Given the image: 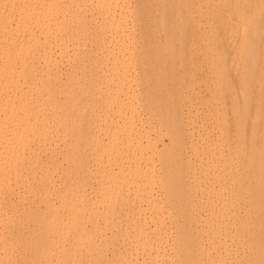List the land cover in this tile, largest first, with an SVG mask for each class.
Segmentation results:
<instances>
[{
	"label": "bare ground",
	"instance_id": "1",
	"mask_svg": "<svg viewBox=\"0 0 264 264\" xmlns=\"http://www.w3.org/2000/svg\"><path fill=\"white\" fill-rule=\"evenodd\" d=\"M144 1L132 27L145 24L147 43L135 53L129 0H0L60 6L0 7V160L20 161L0 166V241L15 242L7 253L0 243L5 264L261 259L264 23L257 7L237 32L230 6L260 0ZM209 50L222 54V80ZM174 52L187 65L179 93ZM72 57L63 83L59 64Z\"/></svg>",
	"mask_w": 264,
	"mask_h": 264
},
{
	"label": "snow or ice",
	"instance_id": "2",
	"mask_svg": "<svg viewBox=\"0 0 264 264\" xmlns=\"http://www.w3.org/2000/svg\"><path fill=\"white\" fill-rule=\"evenodd\" d=\"M231 7H234L238 10L237 16L233 17V22L238 26L237 27V32L239 31V26H243L245 29V34H247L248 27L254 23L255 21V9L258 7L259 8V15L262 23H264V0H260L259 5H255L253 3H246V4H240L237 3L235 5H230ZM0 7H3L5 10H7L9 7L16 9H24V8H30V7H60L59 5H50V6H43V5H28V4H3L0 5ZM12 24L15 23V19L11 16H8L4 20V25L5 29L7 30L10 27V23ZM247 39H245L242 42L241 45V54L246 50L247 48ZM216 63L217 67V72L220 77V79H223L224 75V68H223V57L222 54H219L218 52H212L209 50L208 53ZM7 67L5 69V72L7 74ZM247 78H246V70H245V75L241 79V87L247 86ZM5 90L8 89L7 83L4 84ZM29 102H25L24 104H21L19 106L20 110L23 111L26 107V105ZM13 112L17 110V106L13 105L12 106ZM7 113V109H5V114ZM260 122L262 125H264V96H262L261 100V109H260ZM6 127L10 128V125H6ZM262 152H264V145H262ZM0 166H3L5 168L10 169L11 167L15 166L19 168L20 166V161L17 160L15 162L9 160L8 158H4L0 160ZM0 191H3L0 189ZM7 194L5 193V196ZM8 220L7 218H0V223H7ZM3 245V251L7 253L9 250L15 251V242L10 240L9 238H5L3 241H0ZM57 245L59 246H66L67 241L64 240L62 237L59 238L56 241ZM90 243V241L88 242ZM211 256V254H210ZM0 264H5L4 261H0ZM7 264H55V262H49L45 260H8ZM62 264H134V262L130 261H125V260H75V259H68L62 262ZM145 264H148L146 261ZM179 264H264V238H262L261 242V259L259 261L253 260V259H247V260H232V259H214V258H209L207 260H198V261H181Z\"/></svg>",
	"mask_w": 264,
	"mask_h": 264
},
{
	"label": "rangeland",
	"instance_id": "3",
	"mask_svg": "<svg viewBox=\"0 0 264 264\" xmlns=\"http://www.w3.org/2000/svg\"><path fill=\"white\" fill-rule=\"evenodd\" d=\"M128 3H129L128 7H129V9H130V11H131L132 14L129 13L127 15V26H128L127 29L129 27L132 29V34H133L132 40L134 41V45H135L133 51L135 53H137L138 50L141 49V48H139L140 45L142 46V48H144L146 46L147 38L145 37V24L144 23H134V25L132 27V24H133V22H132L133 21L132 15H133V13L136 10H139L140 9V7H141L142 4H146L147 6H149V5L147 3H145L144 0H129ZM150 3L152 4V8H153L155 2L154 1H151ZM179 23L180 22H177V23L173 24L172 27L170 25H168L166 27V35H167V37L172 42L174 41L173 31L176 30V28L178 27V24ZM236 27H238V26H236ZM238 35H239V33H236L233 36L235 39L232 40L231 43L229 44L231 50H233V49L235 50L236 44L239 42V40L236 39ZM89 48L92 49V47H90V43H88V46H87V49L88 50H90ZM81 49H83V48H81ZM175 56H176V53L174 52L172 55H170V57L168 59V64H169L170 68L172 69V71L174 73V79L170 80V82H169L170 85L169 86H171L173 88V91L174 92L179 93V91H180V87L178 85L179 84V80H181V77H182L183 73L187 70V65L186 64L178 63ZM183 57H184V59L187 58V54H186L185 50L183 51ZM55 58H58V56L56 55ZM70 59L73 60V57L70 58ZM70 59L67 61V64L69 63L70 66L65 63L66 60L65 61L63 60L60 63L62 65L59 64V67H61L60 70H61V78H62V82L63 83H65V81H66L65 77L68 74H70V70H71L70 68L73 66L72 64L77 63L78 61H80V60H78V58L77 59L74 58L73 61L70 60ZM90 66H91V63L88 60H86L85 63H84L83 72H85V73L88 72ZM134 67H135V70L133 71L132 74L135 76V78L137 80V81H135V83H139L138 86H139L140 89H142L143 84L140 81H141V77H142L143 66H140L139 64H137ZM100 68L103 69L104 66H99L98 70H100ZM77 73L79 74L81 72L78 71ZM233 73H234V71H233ZM92 102H93L92 97H90L89 95H87V97L83 101V104H85V105L86 104H91ZM97 105H98V103H97ZM247 112H250V109ZM101 126H102V124H100V123L98 124V126H93L94 131L95 132H98V131L102 130V129L99 128ZM161 147H162V145L159 144V148H161Z\"/></svg>",
	"mask_w": 264,
	"mask_h": 264
}]
</instances>
